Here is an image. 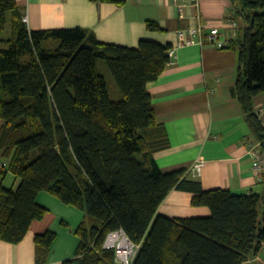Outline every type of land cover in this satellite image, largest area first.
<instances>
[{
	"label": "trees",
	"instance_id": "trees-1",
	"mask_svg": "<svg viewBox=\"0 0 264 264\" xmlns=\"http://www.w3.org/2000/svg\"><path fill=\"white\" fill-rule=\"evenodd\" d=\"M229 2L228 21L240 31L228 46L238 54L231 95L264 156V125L253 106L264 93V0ZM23 15L15 0H0V33L7 25L10 32L0 39V151L8 161L0 174L20 179L15 191L0 185V241L20 243L45 217L36 197L46 192L84 212L75 257L63 264H115L103 243L120 229L140 244L133 264H253L264 243V191H205L186 170L164 173L155 162L170 144L147 85L169 65L171 46L101 43L79 27L30 31ZM146 27L161 31L155 22ZM173 190L191 193V205L210 216H157ZM55 238L51 231L35 236V264L47 263Z\"/></svg>",
	"mask_w": 264,
	"mask_h": 264
},
{
	"label": "crops",
	"instance_id": "crops-1",
	"mask_svg": "<svg viewBox=\"0 0 264 264\" xmlns=\"http://www.w3.org/2000/svg\"><path fill=\"white\" fill-rule=\"evenodd\" d=\"M27 14L30 31L83 28L106 44L137 48L141 40L174 47L177 32L201 24L208 31L216 28L226 45L192 43L177 49L176 58L159 78L147 85L157 123L165 127L170 148L157 153L155 162L164 173L186 170L205 191L221 189L233 195H262L264 172L252 167L248 143L255 141L241 108L231 95L238 67L237 52L228 48L240 31L228 27L229 0H185L183 15L173 0H118V3H93L89 0H15ZM197 13L200 19H197ZM155 22L159 32L149 31ZM10 33V32H9ZM0 33V39H6ZM1 46V44H0ZM253 106L264 125V93L253 98ZM264 157V156H263ZM6 162L0 151V163ZM201 162L199 174L191 170ZM20 179L10 172L0 174V185L15 191ZM192 194L173 190L157 209V216L172 220L207 218V207H193ZM36 203L47 210L32 223L23 240L10 245L0 241V264H35L34 238L51 231L56 238L46 264H63L75 257L79 239L74 230L84 212L64 205L41 192ZM264 264V243L254 258Z\"/></svg>",
	"mask_w": 264,
	"mask_h": 264
},
{
	"label": "built area",
	"instance_id": "built-area-1",
	"mask_svg": "<svg viewBox=\"0 0 264 264\" xmlns=\"http://www.w3.org/2000/svg\"><path fill=\"white\" fill-rule=\"evenodd\" d=\"M174 4L177 5L180 14L183 15V10L187 6L185 0H173ZM193 7L198 8V1H193ZM197 19H200L199 13H197ZM23 22L26 24L28 21L27 14L22 17ZM228 27L231 29H236L237 24L234 21H228ZM179 42L176 46L171 47L167 53L170 58V63L172 64L176 58V51L178 48L196 43L199 45H212L216 48L223 49L226 47L225 43L220 40V32L216 28H212L208 31L201 24L193 28H188L185 30H179L177 32ZM249 153L252 156V167L253 170L262 174L264 172V157L259 150V143L256 141L248 143ZM6 163H0V168H5ZM201 162H197L193 165L191 170L196 174H199L201 170ZM103 248L106 250H113L115 252V264H133L134 259L140 249V244H135L129 240L125 233L120 229L110 232L103 243Z\"/></svg>",
	"mask_w": 264,
	"mask_h": 264
},
{
	"label": "rangeland",
	"instance_id": "rangeland-1",
	"mask_svg": "<svg viewBox=\"0 0 264 264\" xmlns=\"http://www.w3.org/2000/svg\"><path fill=\"white\" fill-rule=\"evenodd\" d=\"M8 28L9 27L7 25L6 29L3 31V34H2V36L6 39L9 38V36H10ZM99 64H100V66H99L100 72L103 73L104 75H106V77L108 79V88H109L110 96L113 100H117L120 96V93L118 92V89H117L115 83H113V81L109 75L108 70L105 68V66L102 65V62H100ZM250 263L258 264V262L254 259L250 260Z\"/></svg>",
	"mask_w": 264,
	"mask_h": 264
}]
</instances>
